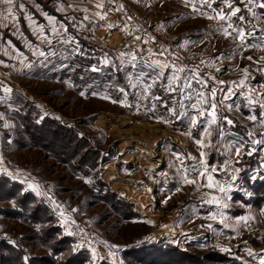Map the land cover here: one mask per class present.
Segmentation results:
<instances>
[{"label": "rangeland", "instance_id": "rangeland-1", "mask_svg": "<svg viewBox=\"0 0 264 264\" xmlns=\"http://www.w3.org/2000/svg\"><path fill=\"white\" fill-rule=\"evenodd\" d=\"M231 2L2 3L0 264H262L264 9Z\"/></svg>", "mask_w": 264, "mask_h": 264}, {"label": "snow or ice", "instance_id": "snow-or-ice-1", "mask_svg": "<svg viewBox=\"0 0 264 264\" xmlns=\"http://www.w3.org/2000/svg\"><path fill=\"white\" fill-rule=\"evenodd\" d=\"M0 3H6L9 6H11L14 3V0H0ZM213 3H223V4L227 5V7L229 9H231V11H229L228 13H225L223 10H220L219 12H217V16L216 17H210V18H218L221 21L229 20L231 17H237V19H239L241 21H243L245 19V17L243 15L237 16V14L240 13L242 10H241L240 7H234L232 2H231V0H201V4L202 5L206 6L208 9H210V10L215 12L216 9L212 8ZM247 5H251L252 7L257 6L256 3H255V0H247L246 8H247V11H249V12L252 11V7H247ZM97 7H103V5L102 4H98ZM258 7L264 9V0H262V2L258 5ZM119 10H121V11L123 10V6L122 5L120 6ZM193 10L199 12L200 8H198L195 5H193ZM7 11L9 13H11L12 12V7H8ZM50 19H52V18H50ZM110 27H112V26L110 25ZM228 27L231 28L232 25L229 24ZM225 34L226 35H230L231 33H228L226 31ZM237 35H239V37L241 38V41L243 42V40L245 38V32L244 31H238ZM137 39H139V37ZM41 54H43V53H41ZM248 59H251V57H249ZM163 67H167V65H165ZM180 71H183V69H177V72H180ZM246 71L247 70H245V72ZM177 79H179V77H178V75L176 73H174L173 77H172V80H177ZM170 83H171V81H170ZM220 83H224V82L221 81ZM241 84H243V81H241ZM187 86L188 85H185V87H187ZM148 88H151V85H148ZM6 91H10V89H6ZM169 91H176V89H173V88L169 87ZM179 91L183 92V87H181L179 89ZM227 91L229 93H232V89L231 88H229ZM215 92H216V90L213 89L212 90L213 96H215ZM81 94L83 95V93H81ZM201 96H202V94H201ZM193 107H195V105H193ZM209 107H210V111H209L208 115L211 117V122L215 123L216 122V108H217V105H216V103L213 102V103H210ZM170 111H173V113L175 114L174 109H170ZM198 114L200 116H203L204 112L203 111H199ZM223 119L226 120L228 124H232L233 123V121L229 120L227 117H223ZM249 119L255 121L257 119V117L255 115H252V116L249 117ZM192 122L195 125L197 123L196 118H193ZM4 127H8V125L5 124ZM205 131H206V134L210 135V133L207 132V129ZM249 135H252V134L249 133ZM198 143H201V141H198ZM237 154L239 155V149H237ZM212 171H215V169H212ZM208 179H209V183L206 186L211 188V187L214 186L213 183H212V177L209 176ZM232 179H235V177H232ZM186 182L187 183H195L194 180H188ZM219 190L221 192H226L227 191V189L222 187V186L219 187ZM211 202L212 201H209V203H211ZM224 207H227V205H224ZM208 227L211 228V225H208ZM113 247H117V246L114 245ZM24 259H25V261H27L29 259V257L25 256ZM262 264H264V261H262Z\"/></svg>", "mask_w": 264, "mask_h": 264}, {"label": "crops", "instance_id": "crops-1", "mask_svg": "<svg viewBox=\"0 0 264 264\" xmlns=\"http://www.w3.org/2000/svg\"><path fill=\"white\" fill-rule=\"evenodd\" d=\"M7 13L5 10V7L2 6V3H0V28L5 29L6 27V18ZM0 53L1 55L5 58V54L7 53V50L9 49L8 46L9 44H7L6 39L2 36V34L0 33ZM4 75V74H2Z\"/></svg>", "mask_w": 264, "mask_h": 264}, {"label": "trees", "instance_id": "trees-1", "mask_svg": "<svg viewBox=\"0 0 264 264\" xmlns=\"http://www.w3.org/2000/svg\"><path fill=\"white\" fill-rule=\"evenodd\" d=\"M60 126V125H59ZM30 128H29V131H27L28 133H29V135H30V133L32 134V132H33V135H36V134H38L39 136H42V138H43V141H44V135H43V132L45 133V130H44V126L42 127V128H40V127H38L37 129H35L34 128V126H32V124H30V126H29ZM54 128H52V130H47V132H48V134L47 135H53L54 137L56 136L55 134V126H53ZM42 133V134H41ZM46 135V136H47ZM51 138V137H50ZM53 140L55 139V138H52ZM52 139H50L49 141H47L46 140V142L49 144H51V146H54L53 144H54V141L52 140ZM53 141V142H52ZM52 142V143H51ZM55 147V146H54ZM58 147V146H57ZM57 155L58 156H60V153H59V151L57 150ZM105 184V183H104ZM112 194H114L115 195V193L112 191L111 192Z\"/></svg>", "mask_w": 264, "mask_h": 264}, {"label": "built area", "instance_id": "built-area-1", "mask_svg": "<svg viewBox=\"0 0 264 264\" xmlns=\"http://www.w3.org/2000/svg\"><path fill=\"white\" fill-rule=\"evenodd\" d=\"M148 33V32H147ZM149 34V33H148Z\"/></svg>", "mask_w": 264, "mask_h": 264}]
</instances>
